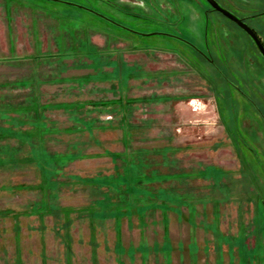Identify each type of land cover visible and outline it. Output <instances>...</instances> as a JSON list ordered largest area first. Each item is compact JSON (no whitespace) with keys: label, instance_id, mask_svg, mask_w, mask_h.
Segmentation results:
<instances>
[{"label":"rangeland","instance_id":"374dc122","mask_svg":"<svg viewBox=\"0 0 264 264\" xmlns=\"http://www.w3.org/2000/svg\"><path fill=\"white\" fill-rule=\"evenodd\" d=\"M217 1L264 40V0ZM262 55L209 0H0V97L75 152L50 185L0 137V264H264Z\"/></svg>","mask_w":264,"mask_h":264},{"label":"trees","instance_id":"16d2710c","mask_svg":"<svg viewBox=\"0 0 264 264\" xmlns=\"http://www.w3.org/2000/svg\"><path fill=\"white\" fill-rule=\"evenodd\" d=\"M9 99L10 98L0 97V122H4L7 124V126L0 124V137L6 135L7 137H9V135H12L17 137L21 142H30L32 155L29 157V159L33 160L34 163H38L39 166H42L45 171H47L48 178H50V180L48 179L47 181H49L51 185V182H53L51 177L54 176V171H57V169L63 166V162L67 160L69 156L73 154L75 155V152L61 155L48 152L45 148L43 144L45 141L43 140V136L44 134L52 132L54 129L52 128V126L47 125L46 121L42 120L43 117H45L44 113L42 112L46 108L44 103L42 104V102L40 103L39 101H36L34 103L30 102L31 104L26 106L21 105L20 107L19 104H15ZM25 121L30 123L31 128L21 127ZM32 138L34 140L37 139L34 144ZM16 149L17 146H8L7 144L0 145V162H9L10 160L14 159V152ZM48 166L49 168L51 166L52 169H49ZM121 175L123 174H117V176L113 175L114 179L119 182H117L118 185H121V182L119 180L122 177ZM106 181L108 180L104 179L103 182L106 183ZM117 183L114 182L115 186L117 185ZM150 194L154 196L156 195V191H151ZM125 202L127 204H125ZM125 202L123 204V207L121 208L122 214L125 211H128L131 214V212H133L135 209V207H133L134 202L132 198H127ZM35 206L37 210L40 207L46 208V203L41 201L37 204L35 203Z\"/></svg>","mask_w":264,"mask_h":264},{"label":"water","instance_id":"95a60500","mask_svg":"<svg viewBox=\"0 0 264 264\" xmlns=\"http://www.w3.org/2000/svg\"><path fill=\"white\" fill-rule=\"evenodd\" d=\"M209 1L212 3L211 5L213 7H215V9H218L219 11L224 12L226 15L229 16V19L231 18L232 20H234L236 23H238L239 25H241L244 28V30L250 35V37L254 39L257 49H259V51H261V53L263 54L262 56L264 57V44L262 43L263 41L261 40V38L258 37V35H256L254 29L250 25H248L246 22L242 21V19L239 16H237L233 12L228 11L227 9L223 8L222 6H220L219 5L220 3L217 0H209ZM86 8L88 10L94 11V10H92L89 7H86ZM94 12L96 13V11H94ZM97 14L102 16V17H105V16H103L102 14H100L98 12L96 13V15ZM105 18L109 19L108 17H105ZM110 20L111 19H109V21ZM111 21L113 23L119 25V26H122L120 23H118V22H116L114 20H111Z\"/></svg>","mask_w":264,"mask_h":264},{"label":"flooded vegetation","instance_id":"af4514ba","mask_svg":"<svg viewBox=\"0 0 264 264\" xmlns=\"http://www.w3.org/2000/svg\"><path fill=\"white\" fill-rule=\"evenodd\" d=\"M240 1V0H239ZM242 2H244V3H246V4H248L249 6L248 7H250L251 5H253L254 3H255V1L254 0H241ZM241 3V2H240ZM212 4V3H211ZM212 6V5H211ZM213 7V6H212ZM240 8H241V10L243 11V10H245V9H247V8H245V7H243V6H239ZM213 8H215V7H213ZM259 12L258 13H264V7L263 8H261L260 10H258ZM252 27V26H251ZM253 29H254V31H255V33H256V35H258L257 34V31H256V28L255 27H252ZM225 35V34H224ZM258 37L259 38H261V40L263 41L262 43L264 44V40H263V38L262 37H260L259 35H258ZM203 55V54H202ZM204 56V55H203ZM205 58V57H204ZM239 90V89H238ZM240 91V90H239ZM240 92H242V91H240Z\"/></svg>","mask_w":264,"mask_h":264},{"label":"crops","instance_id":"0c3cea01","mask_svg":"<svg viewBox=\"0 0 264 264\" xmlns=\"http://www.w3.org/2000/svg\"><path fill=\"white\" fill-rule=\"evenodd\" d=\"M197 228L199 229V228H201V226H198ZM210 230H211V229H210ZM210 232H211V231H210ZM199 243H200V242H199ZM205 243H206V242H205ZM198 246H199V244H198Z\"/></svg>","mask_w":264,"mask_h":264}]
</instances>
